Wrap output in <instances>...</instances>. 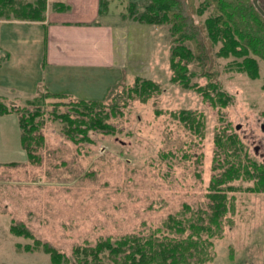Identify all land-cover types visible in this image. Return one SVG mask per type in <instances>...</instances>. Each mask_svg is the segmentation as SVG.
Wrapping results in <instances>:
<instances>
[{
  "label": "rangeland",
  "instance_id": "obj_1",
  "mask_svg": "<svg viewBox=\"0 0 264 264\" xmlns=\"http://www.w3.org/2000/svg\"><path fill=\"white\" fill-rule=\"evenodd\" d=\"M27 1L34 0L16 1L18 12ZM53 1L45 0L44 16ZM107 1L106 19L124 67L70 71L53 81L51 90L71 97L48 96L43 89L33 94L41 82V32L18 22L38 21L8 9L9 16H0V52L12 53L11 59L0 54V101L22 108L39 97L35 122L42 136L31 143L29 161L17 114L0 115V264H50L44 247L60 253L59 264H120L125 238L160 236L157 229L166 231L169 216L209 211L212 178L227 167L216 139L227 142L235 135L241 164L255 160L264 166L263 61L258 59L256 78L236 71L233 56L213 54L206 65L191 61L185 87L171 79L169 25L131 21L130 0ZM210 13L212 8L195 12V23ZM135 76L157 86L145 100L128 94ZM77 98L107 99L97 111L110 129L69 138L63 118L81 111ZM222 186L231 187L226 210L204 264H264V192L254 190L253 178Z\"/></svg>",
  "mask_w": 264,
  "mask_h": 264
},
{
  "label": "trees",
  "instance_id": "obj_2",
  "mask_svg": "<svg viewBox=\"0 0 264 264\" xmlns=\"http://www.w3.org/2000/svg\"><path fill=\"white\" fill-rule=\"evenodd\" d=\"M17 0H0V16L6 9L11 10L22 20L43 21L45 19V0L28 2L18 12L15 8ZM130 0L127 18L146 24H168L172 37V45L169 49V62L173 71L171 79L183 86H189L186 76L187 65L194 61L195 64L206 65L211 62V55L219 57L233 56L234 69L245 73L251 78L259 75L258 59L264 63V18L253 6L252 0ZM21 6V3H19ZM264 9V0H259ZM59 9H65L66 5L56 3ZM107 6L106 1L100 3V12ZM208 8L210 13L201 24L195 23L193 14H201ZM9 13V12H8ZM7 13V16L9 14ZM16 16V17H17ZM6 19H8L6 17ZM218 45V49L214 47ZM215 85V84H214ZM116 88L108 92L110 94ZM157 88L149 79L135 76L133 85L128 88L129 93L145 100L153 90ZM43 89L48 96L62 97L65 94L50 92L46 87L36 86L35 93ZM220 94V93H219ZM81 111L76 112V118L68 117L65 134L71 138L78 134L86 136L88 129H100L106 131L110 125L105 123L104 116L97 108L104 107L107 99L87 100L77 98ZM39 97L27 102L19 108V105L8 107L0 101V115L16 113L20 131V146L26 153L27 160L34 158L31 143L37 142L42 136L37 133L39 125L35 118L41 115L39 111ZM227 142L217 140V154L223 155V163L227 166L218 175H214L211 181L209 211H198L184 219L169 216L168 221L162 225L166 231L157 229L160 236H152L142 239L139 236L125 238L122 249L123 259L120 264H204L212 257L213 238L220 236V218L226 207L227 183L238 178L254 179V190L264 192V166L251 160L249 164H241L236 154L239 142L235 135H229ZM237 146V147H236ZM237 158V160H236ZM183 220V221H182ZM15 226L11 231L16 233ZM173 228V231H172ZM126 247L128 248L127 253ZM109 251L114 252V247L106 245ZM50 253V264H59L60 253L56 250L44 247ZM97 251L103 249L98 245ZM96 254V251H93Z\"/></svg>",
  "mask_w": 264,
  "mask_h": 264
},
{
  "label": "crops",
  "instance_id": "obj_3",
  "mask_svg": "<svg viewBox=\"0 0 264 264\" xmlns=\"http://www.w3.org/2000/svg\"><path fill=\"white\" fill-rule=\"evenodd\" d=\"M102 1H106L107 6L100 12ZM56 3L64 4L66 8H53ZM68 8V12L61 13ZM107 15V0H55L52 6L48 4L43 21L18 22L33 26L41 32L37 38V45L41 43V60L38 59L37 62L42 72L41 87H46L52 93L71 97L69 92L51 90L53 81L61 80L67 73L72 74L71 72L75 74L78 71L98 69L115 71L124 67L122 53L116 48L114 28L106 19ZM0 54L9 59L12 57L10 52L1 51Z\"/></svg>",
  "mask_w": 264,
  "mask_h": 264
},
{
  "label": "water",
  "instance_id": "obj_4",
  "mask_svg": "<svg viewBox=\"0 0 264 264\" xmlns=\"http://www.w3.org/2000/svg\"><path fill=\"white\" fill-rule=\"evenodd\" d=\"M253 6L258 11V13L264 18V9L260 6L259 0H252ZM257 148L255 147V151Z\"/></svg>",
  "mask_w": 264,
  "mask_h": 264
}]
</instances>
